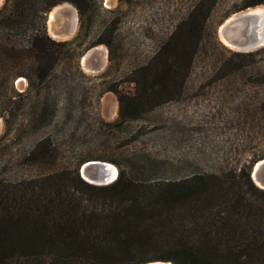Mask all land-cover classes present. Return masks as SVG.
Returning <instances> with one entry per match:
<instances>
[{"label":"rangeland","instance_id":"1","mask_svg":"<svg viewBox=\"0 0 264 264\" xmlns=\"http://www.w3.org/2000/svg\"><path fill=\"white\" fill-rule=\"evenodd\" d=\"M252 1L88 0L81 12L58 3L73 8L75 26L58 38L46 19L57 59L41 82L13 81L22 95L11 97L18 116L0 145V176L77 172L95 185L80 168L97 160L159 191L196 175L236 174L242 167L250 175L264 157V43L235 49L218 27L254 7L244 8ZM54 15L68 23L61 11ZM97 46L103 49L92 50ZM38 142L27 160L25 152Z\"/></svg>","mask_w":264,"mask_h":264},{"label":"trees","instance_id":"2","mask_svg":"<svg viewBox=\"0 0 264 264\" xmlns=\"http://www.w3.org/2000/svg\"><path fill=\"white\" fill-rule=\"evenodd\" d=\"M64 1L78 12L88 2L3 0L0 6V96L6 98L0 145L18 116L11 97L22 94L13 81L41 82L57 59V42L45 24L51 7ZM40 144L25 152L27 160ZM165 185L178 188L158 191L123 174L103 185L85 182L77 172L0 176V264H264V200L257 197L264 189L252 182L249 169Z\"/></svg>","mask_w":264,"mask_h":264},{"label":"bare ground","instance_id":"3","mask_svg":"<svg viewBox=\"0 0 264 264\" xmlns=\"http://www.w3.org/2000/svg\"><path fill=\"white\" fill-rule=\"evenodd\" d=\"M68 4L69 3L61 4V5L57 4V6L53 7L48 12L47 24H48L49 29H50L49 32H51V34L55 37L59 38L63 34L70 33L71 31L68 32L67 28H69V26H70V28L72 30V28H74V26H75V20H76L75 14H74L73 8ZM56 10L61 11L63 13V15L67 16L66 13H68L70 15V17L67 16L68 18H66L68 23H66V21L63 23V21H62V25H61V19H60L61 17H59L60 15L57 17V19L55 18L54 13L56 12ZM254 19H255L256 23H254ZM59 21H60V23H59ZM225 22L226 23L228 22V24H226L224 26ZM54 23H56V24H54ZM58 25H61L63 28L58 27ZM59 28H61L62 30ZM218 33H219V36L222 38V40L227 45H230L233 48L236 47L235 46L236 42L233 39L234 37L237 38L238 42H243V43H246L248 45L254 44L256 42V38L259 39V42L264 40V5H258V6H254L251 8L249 7L245 10L233 13L232 15L227 17V19L222 24L219 25ZM96 49L98 51L100 49H103V47L102 46L93 47L92 50H96ZM89 52L90 51L88 50L87 53L89 54ZM87 53L85 55H87ZM85 55H83L81 58V63H84V64L86 63V60H87ZM101 57L103 58V55ZM101 63H102V59H98V61H96L95 66L96 67L98 65L100 66ZM99 162H104V161L95 160V161L86 162L88 165L87 167H89V169H90V170L87 169L89 171V175H86L83 173V176L87 179H90V180L96 179L97 175L99 173V167L97 165ZM104 165H105V167L103 169V173H105V176L108 179L112 178L116 173V168L108 162H104ZM257 180L258 179L255 178L256 182H258ZM147 264H172V263L169 261H165V262L155 261V262H150Z\"/></svg>","mask_w":264,"mask_h":264},{"label":"water","instance_id":"4","mask_svg":"<svg viewBox=\"0 0 264 264\" xmlns=\"http://www.w3.org/2000/svg\"><path fill=\"white\" fill-rule=\"evenodd\" d=\"M48 16V15H47ZM48 20V19H47ZM254 23H256L255 19H254ZM228 24V22L224 23V26ZM236 42V47L235 49H238V50H249V49H253L259 45H262L264 43V40L260 41L259 42V39L256 38V42L252 45H248L246 43H243V42H238L237 38H233ZM88 56V54L86 55ZM98 167H99V173L97 175V178L96 179H93V180H90V179H87L83 176V173L86 174V175H89V171L87 170V163H83L81 165V168H80V173H81V176H83V178L91 183H96L98 185H103V184H108L110 182H112L115 177H116V173L115 175L108 179L106 176H105V173H103V169L105 167L104 165V162H99L98 164ZM264 171V157L255 161L251 167V170H250V178L252 179L253 182H255L256 185L260 186L261 188H264V176L262 175V172ZM254 176H253V175ZM255 178L258 179L256 182L255 181ZM157 262H160V260H155ZM155 261H149V262H145V263H142V264H147V263H150V262H155ZM162 262H165V261H162Z\"/></svg>","mask_w":264,"mask_h":264},{"label":"built area","instance_id":"5","mask_svg":"<svg viewBox=\"0 0 264 264\" xmlns=\"http://www.w3.org/2000/svg\"><path fill=\"white\" fill-rule=\"evenodd\" d=\"M116 178V177H115Z\"/></svg>","mask_w":264,"mask_h":264}]
</instances>
